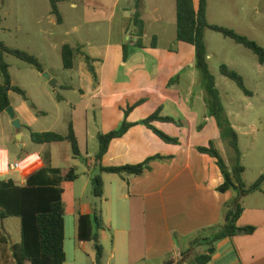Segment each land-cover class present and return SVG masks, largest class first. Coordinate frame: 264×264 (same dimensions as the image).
<instances>
[{
	"label": "crops",
	"instance_id": "obj_1",
	"mask_svg": "<svg viewBox=\"0 0 264 264\" xmlns=\"http://www.w3.org/2000/svg\"><path fill=\"white\" fill-rule=\"evenodd\" d=\"M87 1H91V7L84 10L83 24H89L91 21L88 19L91 17L107 19L109 35H107L105 42L97 40V38L91 41L79 39L70 47H83L86 54L94 60L93 67L97 84H93V79L86 70L84 62L76 54L74 58L78 57L80 60L79 69L75 72L73 65V68L68 70L75 74V79L70 78V83L62 81L60 84L56 80L54 87L62 92L72 91L78 93L79 103L74 104L60 94L55 96L53 93L47 92L42 83H38L49 100L52 98L57 106L62 104L69 111L70 118L68 121L73 125L81 156L83 157L78 137V127L81 124L80 118H83V124L86 127L91 120L88 115L89 110L91 109L94 114L99 111L104 125L110 124L107 130L100 132L107 133V131H112L118 122L121 123L123 110L128 104L132 105L143 100L144 102L137 106L127 117L128 122L135 123L137 120L133 118L134 113L148 103V99L144 98V95H146L145 90L152 96L159 95L161 97V102H159L161 104L157 108L162 109L161 116L171 117L165 114V109L169 108L177 111L181 108L183 101L185 102L183 106L187 111L193 110V103L190 104L188 99L192 97L194 90L197 89L195 93H199L200 103H197V106L194 104V106L198 108V114L205 124L203 126V123H200L202 120H198L200 122L197 121L198 124L194 128L197 134L203 131L207 125L212 128L213 136L207 139L204 144H198L191 139L194 136L193 133L186 132L188 129L187 120H181L178 116L172 117L181 121L183 123L181 126L154 122L153 126L156 129L178 139L179 144L172 145L163 142L145 126L136 125L122 138L113 140L110 143L101 162L104 167H112L136 165L157 155L170 157V159L152 161L149 165L150 169L139 176H118L121 183H118L115 190L116 182L110 181L109 193L106 196L105 189L103 190L102 197H105L106 210L103 203L99 208L105 227V230L101 232L100 241L104 249L103 264H165L167 261H170L171 264H178L177 261L181 253L188 249L194 239L208 237L213 230H217L223 224L225 213L223 206L235 198V193L230 191L218 193L216 191L223 183V177L216 161L196 150V147L205 146L209 141H212L225 163L228 162L227 151L220 140L216 124L214 120L211 121L212 118L207 116L203 103V91L199 92L198 90L200 81L198 72H195L194 61L190 62L189 66L187 64L180 65L177 57H175L176 55L172 54L175 53L174 51L167 50V55L160 52L159 36L153 32L155 29L165 31L170 22L174 24V20L176 25L175 0H155L156 3H160V7L154 6L152 0H142L143 48H138L142 51L141 53H134L133 51L136 48L134 43L137 38L134 36L133 29L129 27V21L134 12L135 0H127V6L122 8L119 7V2L122 0H114L113 2L112 0ZM164 2L172 4V8L167 13L163 7ZM11 3L13 6L12 11L18 10L16 4L21 5L19 8L24 7L22 11H30V9L33 10L36 7V0H32L31 3L30 0H13L12 2L10 0H0V10L7 12L6 9ZM193 3L197 7L198 0H193ZM70 8L78 10L79 7L78 4L72 2ZM118 11L122 12L121 17L125 20V23L120 29L118 40L113 42L111 36L113 22ZM61 18V24H63L65 18L62 15ZM167 18L170 20L169 24H167ZM78 31L77 26H73L70 28L69 33L73 34ZM147 31L153 33L152 37H156L155 48H151V42H145ZM175 38L176 31L174 40ZM124 44H128L126 61L123 60L122 52ZM165 61H167L166 65ZM118 67L122 68L121 72L128 74L130 83L121 84L118 80H114V78H117L115 75H117ZM183 70L184 76H179L178 80L169 86V81L173 79L170 75ZM104 79H107L106 86L103 83ZM181 83L185 84L182 88L183 93L173 94V91ZM19 87L23 86L19 85ZM104 87L109 91L113 89L115 92L110 94V96L112 95L110 100L107 98L102 99ZM57 96L60 101L56 99ZM35 98L37 101L40 99L39 96H35ZM57 108L59 110V107ZM80 113L83 114L80 115ZM2 115L0 118H2ZM75 116H78V121L75 120ZM23 126L24 123L22 122L21 128ZM232 126L236 130L233 124ZM22 137L23 133L21 132L20 138L22 139ZM85 138L87 157L83 158L87 159V166H92L95 165V161L93 157L87 154V135ZM38 146L44 148L45 144ZM20 147L23 148L24 144ZM0 152H4V149L0 148ZM42 154L43 151L39 150L33 154L31 159L25 161L24 167L19 165L17 169L20 172L18 181L13 178H7L5 181L11 180L15 185H24L26 179L32 173L42 168ZM71 157L73 158L72 154ZM106 160L107 163L112 164L105 165ZM51 167L56 168L55 166ZM61 170L64 173L67 171L65 169ZM3 173L5 172H0V176ZM70 183L72 182L63 183L62 188L64 184ZM240 203L243 212L237 221V227L251 226L255 228L254 232L249 235L236 234L216 243L213 248L214 252L211 254V261L208 264H264V205H248L242 199ZM80 215L85 214H79L78 216ZM107 244L109 246L108 251L106 250ZM203 250L204 247H201L198 252H203Z\"/></svg>",
	"mask_w": 264,
	"mask_h": 264
},
{
	"label": "rangeland",
	"instance_id": "obj_2",
	"mask_svg": "<svg viewBox=\"0 0 264 264\" xmlns=\"http://www.w3.org/2000/svg\"><path fill=\"white\" fill-rule=\"evenodd\" d=\"M10 1L12 2L13 0ZM86 1L66 0L60 3L61 15L65 18L64 23L61 25L57 24L55 16L50 13V6L47 0H36L35 9H30V11H22L24 7L19 8L20 4L15 5L18 10L12 11L13 6L11 3L6 9L7 12L0 10V42L7 48L35 56L44 69L42 74H46L51 80H57L59 84L62 81L70 83V78L75 79V74L63 69L61 47L64 44L69 46L75 44L79 39L91 41L97 38V40L105 42L107 35H109L107 19L91 17L88 19L91 21L89 24H83L84 10L91 7V1L85 3ZM31 2L32 0H30ZM72 2L78 4V10L70 8ZM152 2L154 6L160 7L159 2L156 3L155 0H152ZM126 6L127 0L119 2V7ZM163 7L167 13L172 8V4L164 2ZM121 16L122 12L118 11L113 22V33L111 35L113 42L118 40L120 29L125 23ZM206 16L209 24L231 29L255 41L264 48V0H207ZM166 21L169 24L170 20L168 18ZM73 26H77L79 31L70 34V28ZM175 31V20L174 24L170 22L169 27L167 26L165 31H160V29L153 30L159 36V51L166 54L167 50H172L175 52L172 54L176 55L175 57H177L180 65L187 64L189 66V63L194 61V50L188 44L176 42L174 40ZM152 35L153 33L147 31L145 42H151ZM205 40L209 71L215 79V85L226 114L237 130L241 164L244 167L242 180L246 185H249L255 182L260 175L264 174V65L258 63L256 56L251 51L228 38H224L217 32L207 30ZM133 51L134 53L142 52L137 47ZM3 61L8 65L12 85L17 87L22 85L23 87L19 88L25 92L27 99L24 100L18 94L8 90L10 107L16 119L19 120L20 124L23 122L24 126L19 130L15 129L10 117L5 112L0 118V148L4 149V152H0V172H5L0 176V181H5L7 178H13L18 181L20 172L17 169H11V167L15 164L24 167L25 161L31 159L33 154L39 150L43 151L41 156L42 167L55 166L65 170L70 167L74 168L78 179L63 186V202L66 209L64 217V252L66 260L64 264H93V245L92 243H80L77 240L76 228L79 214L89 213L95 207L101 208L102 203L106 210L105 197L95 198L92 193L91 182L100 173L99 167L96 163L95 165L87 166L80 159H73L67 142L45 144L44 148H40L37 144L31 142L29 136L31 130L65 135L70 118L68 115L69 111L66 110L65 106L62 104L57 106L52 98L49 100L38 83H42L47 92H51L55 96L56 94L63 95L74 104L79 103V95L72 91H60L57 87L50 85L49 80L45 79L32 66L9 54L4 53ZM73 62L74 71L76 72L79 69L80 60L75 57ZM165 62L166 65L167 61ZM221 65H226L242 76L244 85L251 92V96L244 95L234 82L220 75L219 67ZM121 71L122 68L118 67L117 75H115L117 78H114V80H118L121 84L130 83L128 74L126 75ZM195 72L197 73L196 70ZM170 76L173 78L184 76V70L174 72ZM106 82L107 79H104L103 83L105 86ZM2 83L3 77L0 72V85ZM184 85V83H181L173 91V94H182ZM198 90L199 92L202 91L200 86ZM195 91L197 89L194 90L192 97L188 99L190 104L193 103L192 111H187L184 108L183 103L185 102L183 101L179 110L166 108L165 114L171 117L178 116L181 120H187L188 129L186 132L193 133L194 136L191 139L195 143L204 144L207 139L213 136V133L209 125L199 134L196 133L195 126L200 122L198 120L202 119L198 114V108L195 107L197 103H200L199 93H195ZM114 93L113 89L109 91L104 87L102 99L107 98L110 100L112 96L110 94ZM145 94L144 98L148 99V103L137 110L133 116L137 122L148 117L161 104L159 103L161 102L159 95L152 96L147 90H145ZM35 96L40 97L39 101H37ZM57 107H59V110ZM82 114L80 113V115ZM88 115L91 120L86 127L83 124V118H80L81 124L78 127V137L82 155L87 157L85 151V137L87 135V154L94 158L98 150L96 134L107 130L110 124L104 125L99 111L94 114L90 109ZM75 120L78 121V116H75ZM211 121L213 122V119ZM200 123H203V126L205 124L203 120ZM119 125L120 122L115 125L113 130L117 129ZM172 131L174 132V130ZM21 132L23 137L18 139L17 137L18 135L20 137ZM23 144L24 147L21 148L20 146ZM107 162L106 160L105 165L112 164ZM102 181L105 196L109 193L110 181L116 182L115 190L118 183H121L120 178L112 174H102ZM262 192H264V185H262ZM262 192L247 195L242 200L248 205H264V194ZM0 233L6 239V243L0 245V264H12L11 247L20 242L19 219L7 218L1 221ZM106 247L108 251V244ZM195 253H200V251L196 250ZM190 258V261H192V256Z\"/></svg>",
	"mask_w": 264,
	"mask_h": 264
},
{
	"label": "trees",
	"instance_id": "obj_3",
	"mask_svg": "<svg viewBox=\"0 0 264 264\" xmlns=\"http://www.w3.org/2000/svg\"><path fill=\"white\" fill-rule=\"evenodd\" d=\"M50 6V13L55 16L57 24L62 23L59 11V4L65 0H47ZM142 0L134 1V12L129 21V27L133 29L137 38L134 46L143 48L142 38L144 24L141 19ZM176 11V42L189 44L194 48V68L198 72L200 86L203 91V103L207 116L212 118L219 132L228 155V164L225 163L212 141L205 146L196 147L197 152L205 154L215 159L217 167L223 177V183L216 189L218 193L233 192L235 198L225 203L223 224L213 230L208 237H197L188 249L181 253L178 264H208L211 255L207 254V249L214 248V245L236 234H251L254 227H237L243 208L240 200L250 194L262 191L264 185V174L253 182L246 185L242 180L244 167L241 164V152L239 149L238 135L233 128L225 108L221 102L219 92L215 85V79L211 75L207 63V47L205 33L207 30L217 32L224 38L232 40L234 43L243 46L251 51L257 58L260 65H264V48L255 41L236 33L235 31L217 25L209 24L207 21V0H198L197 7L193 0H175ZM156 47V37L151 39V48ZM123 60L128 57V44L122 46ZM9 54L16 59L32 66L39 74L44 72L39 60L26 52L7 48L0 42V72L3 83L0 85V116L10 106L8 92L12 91L26 100L25 92L11 84L8 65L3 61V55ZM79 55L84 62L86 70L93 79V84H97V77L93 67L94 60L91 59L83 47L75 48L69 45L61 47V60L64 70H70L74 65V56ZM219 73L226 79L234 82L241 92L246 96H251L244 85V80L236 71L226 65L219 67ZM178 76L168 83L172 84ZM9 87V91H5ZM56 99L60 101L57 96ZM144 101L140 100L135 104H128L123 110V119L117 129L107 133L98 132L96 140L98 144L94 161L99 167V174L92 179V193L95 198L103 196L102 174H114L120 177L139 176L149 170L150 163L154 160H165L170 157L154 156L147 158L136 165L104 167L101 165L103 156L106 154L110 143L113 140L122 138L131 128L136 125L145 126L157 137L167 144L177 145V138L170 137L153 126L154 122L171 123L178 126L183 125L179 120L172 117L161 116V108H157L147 118L130 123L127 121L129 114ZM30 140L34 144L43 145L51 143L67 142L70 146L73 158L80 159L88 165L87 159L81 156L79 145L75 136L72 123H68L67 132L61 135L55 132H32ZM78 179L74 168H69L65 173L60 168L46 166L32 173L25 181L24 185H15L13 181H0V222L7 218H18L20 223V242L11 247L12 264H64L66 260L64 252V217L65 205L63 202L62 184L74 182ZM105 230L101 211L93 208L90 214L80 215L77 218V240L79 242H90L94 248V264H103L104 249L101 244V232ZM6 239L0 233V245L5 244ZM204 247L203 252L195 253L199 248ZM192 256V261L190 257ZM1 257V256H0ZM189 258V261H188ZM1 260V258H0Z\"/></svg>",
	"mask_w": 264,
	"mask_h": 264
},
{
	"label": "water",
	"instance_id": "obj_4",
	"mask_svg": "<svg viewBox=\"0 0 264 264\" xmlns=\"http://www.w3.org/2000/svg\"><path fill=\"white\" fill-rule=\"evenodd\" d=\"M42 76L45 79L49 80L50 85L55 86V81L54 80H51L49 78V76H47L46 74H42ZM4 89H5V91H8L9 90V87H5ZM5 113L8 114V116L10 117V119L12 121L13 127L15 129L19 130L21 128V124H20L19 120L16 119L15 114H14V112H13V110H12V108L10 106L8 108H6ZM17 138L20 139L19 135H18ZM213 252H214V249L213 248L212 249H208L207 254L208 255H211ZM165 264H171V262L170 261H167Z\"/></svg>",
	"mask_w": 264,
	"mask_h": 264
},
{
	"label": "built area",
	"instance_id": "obj_5",
	"mask_svg": "<svg viewBox=\"0 0 264 264\" xmlns=\"http://www.w3.org/2000/svg\"><path fill=\"white\" fill-rule=\"evenodd\" d=\"M18 167H19V165L15 164V165H13V166L11 167V169L16 170V169H18Z\"/></svg>",
	"mask_w": 264,
	"mask_h": 264
}]
</instances>
